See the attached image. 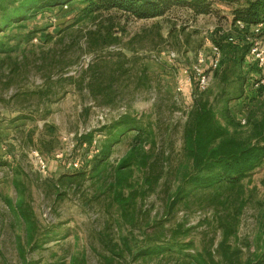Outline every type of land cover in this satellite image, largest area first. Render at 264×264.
Here are the masks:
<instances>
[{
  "label": "rangeland",
  "instance_id": "1",
  "mask_svg": "<svg viewBox=\"0 0 264 264\" xmlns=\"http://www.w3.org/2000/svg\"><path fill=\"white\" fill-rule=\"evenodd\" d=\"M212 1L209 15L173 8L158 20L119 19V29H126L123 43L136 37L134 52L124 50L122 44L89 54L82 35L94 27L78 24L82 4L54 9L29 21L28 30L36 33L32 42L12 41L13 46L22 45L11 54L20 65L13 75L12 91H34L44 85L48 67H62L53 78L50 100L39 109L31 97L10 101L13 94L5 91L6 80H2L10 60L0 55V95L4 100L0 102V264L210 263L211 257L220 260L223 225L235 218V235L229 243L242 250L244 259L264 254V165L235 191L193 190V185L186 184V195L182 194L173 209L171 206L191 170L182 153V129L193 101L199 96L213 101L221 92L230 93L232 117L238 123L247 122L241 126L245 137H249L251 121L259 117L264 103V94L253 90L261 71L249 55H243L245 51L234 50L226 42L227 37L235 41L245 37L232 25L234 6L224 0ZM67 28V33L60 34ZM253 32L247 35L249 40L261 38L255 33L252 36ZM48 35L55 37L52 42H46ZM218 40L223 45L221 64L212 71ZM31 47L36 55L30 53ZM23 52L29 56L27 61ZM199 52L206 55L211 78L204 94L197 92L194 82L189 85L192 76L185 73L197 62ZM172 53L177 55L175 62L170 61ZM104 59L110 65L103 70L105 78L111 79L103 81L109 90L94 96L80 75ZM125 116L140 121L148 135L143 150L153 154L149 167L140 169L133 163L128 168L130 184L138 186L140 193L136 207L130 209L135 224L123 219L114 190L109 191L113 170L108 179L95 173L97 159L89 146L73 157L85 163L82 171L86 178L74 184L59 182L63 176L76 174L66 167L74 154L71 136L93 134L100 146L105 138L99 131ZM16 119L19 128L12 124ZM47 125L55 134L46 130ZM132 147V136L115 147L111 158L115 168ZM37 155L48 162L46 173L39 171ZM157 176L153 188L144 183V179ZM57 183L60 190L55 189ZM129 193L126 190V197ZM20 204L31 213L34 230L17 210ZM173 243L184 247L183 252H153L169 249Z\"/></svg>",
  "mask_w": 264,
  "mask_h": 264
},
{
  "label": "trees",
  "instance_id": "2",
  "mask_svg": "<svg viewBox=\"0 0 264 264\" xmlns=\"http://www.w3.org/2000/svg\"><path fill=\"white\" fill-rule=\"evenodd\" d=\"M224 1L234 6L233 27H236L238 22L246 26L245 29L240 31L242 35H245L243 39L230 42V37H227L226 42L234 50L241 51L242 49V51H245L243 55L247 56L251 47L247 43V40H249L247 35L252 34L253 28L257 25L264 24V0ZM212 2V0H0V55H6L10 60L7 73L2 75L3 78L1 77L2 80H6L5 91H11L13 95L10 97V101L13 102H17L21 96L31 97L37 102L38 109L50 100L53 78L62 72V70H58L62 67L57 69L54 64L46 69V74L43 76V86H38L34 91L23 94L19 90L12 91V88L15 87L13 75L18 73L20 65L11 57V54L18 52L22 47L21 43L13 46L12 41L22 40L30 44L36 33L28 30L27 23L41 14L51 13L54 9L62 10L74 4H82L84 9L78 24L83 22L90 25V27H94L88 29L82 35L87 42L88 53L94 54L99 49L124 44L123 34H126V29H119V26H121L118 22L119 19L127 22L158 20L165 17L173 8H187L198 15H209L212 11ZM105 22H108V25L105 26ZM117 29H119V33H116ZM69 30L68 28L61 30L60 34L67 33ZM252 36H255L254 32ZM54 38L53 35H48L45 40L49 43ZM135 43L136 37H133L123 45V49L134 52ZM216 45L221 49L223 48L220 40L216 42ZM30 53L36 55L34 47H31ZM22 56L24 61L29 58L26 52H23ZM123 58L126 62H130L127 57L123 56ZM109 66V62L104 59L81 72V81L86 83L92 95L96 96L107 92L108 87L104 86L103 81L111 79L105 78L106 73L103 70H106ZM3 101L2 95H0V102ZM231 102V94L226 91L217 95L213 102L204 96H199L193 101L182 129V153L188 160L191 170L183 178L174 200L172 199V209L180 198H183L182 194L186 190V184L193 185V190L235 191L242 186L247 178L264 165V103L260 108L259 117L251 121L249 137H245L241 129V123H238L231 115L229 107ZM27 118L29 117L23 119ZM19 119L12 122L16 128H19L16 124ZM46 130L51 135L56 132L54 128L48 125ZM99 132L105 139L100 142V152L95 156L97 165L94 171L98 174V177L106 175L108 179L110 172L113 170V181L108 183L109 191L114 190V201L118 204L123 219L127 223L135 224L136 216L134 213H130V209L136 207L140 193L138 186L130 184L129 177L132 173L128 171V168L133 163L137 164L140 169L150 166L153 154L143 150L148 135L140 121L132 116L122 117L111 125L104 126ZM129 136H132L133 139V150L115 168V165L111 162L115 147L123 143L124 139ZM94 139L93 134L85 135L79 139L78 145L80 148L85 145L89 146L92 150ZM50 146L51 144L47 147ZM137 154L141 155V158ZM82 170L77 171L75 175L63 176L59 182L74 184L81 181L86 178V173ZM159 178L160 176L155 177L153 180L144 179V183H148L153 188ZM55 189H61L58 183L55 184ZM126 190H130L127 197ZM185 195L186 193L183 194V196ZM143 196L145 197L146 193ZM17 210L24 221L30 224L31 230H34L29 210H26L22 204L17 205ZM240 211V208L237 209V213H240ZM236 220L237 218L233 222L223 225V240L218 250L220 260L216 261L211 257L210 263L200 260V264H264V254L244 259L242 250L229 243L235 235ZM262 225L264 228V215ZM189 247L190 245L185 246V248ZM183 249L184 247H178L173 243L169 249L158 248L153 252L162 255L166 252H177L176 250L182 253ZM75 264L84 263L76 261Z\"/></svg>",
  "mask_w": 264,
  "mask_h": 264
},
{
  "label": "built area",
  "instance_id": "3",
  "mask_svg": "<svg viewBox=\"0 0 264 264\" xmlns=\"http://www.w3.org/2000/svg\"><path fill=\"white\" fill-rule=\"evenodd\" d=\"M236 27L239 30L245 29V25L241 22H238ZM254 33L256 35H260L261 38H255L254 40L250 41V53L249 56L251 57V61H253L259 70L261 71V76L258 77V79L255 81L253 85V90L256 92H261L264 94V24H259L256 27H254ZM230 42H234L235 39L233 37L229 38ZM214 57L211 60L210 68L212 71H217L220 68L221 64V48L219 46H214L213 48ZM177 59V55L175 53H172L170 55V61L175 62ZM206 62L207 58L206 55L203 52L198 53L197 62L192 65L191 67L187 68L185 70L186 74L191 73L192 78L189 79V85H192L193 82L196 85V90L199 94L205 93L210 85V75L208 74V71L206 70ZM179 91H183V87L179 88ZM247 122L245 120L242 121L241 125H246ZM83 134H74L71 136L72 140V152L74 153L72 156V159H70L67 162V169L72 170L74 172H77L84 168L85 163L82 161L81 158H73L77 154L80 153V147L78 145L79 139H81ZM86 146V145H85ZM84 146V147H85ZM100 152L99 142L98 140H94L91 153L95 157ZM37 167L40 172L46 173L48 171V162L41 156L37 155Z\"/></svg>",
  "mask_w": 264,
  "mask_h": 264
},
{
  "label": "crops",
  "instance_id": "4",
  "mask_svg": "<svg viewBox=\"0 0 264 264\" xmlns=\"http://www.w3.org/2000/svg\"><path fill=\"white\" fill-rule=\"evenodd\" d=\"M230 21H232L231 19H230ZM214 100V99H213ZM213 102V101H212Z\"/></svg>",
  "mask_w": 264,
  "mask_h": 264
}]
</instances>
